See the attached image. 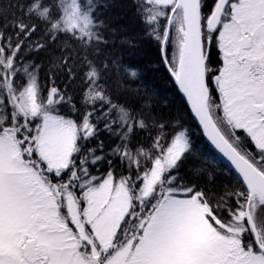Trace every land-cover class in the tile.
<instances>
[{"label": "snow or ice", "instance_id": "obj_1", "mask_svg": "<svg viewBox=\"0 0 264 264\" xmlns=\"http://www.w3.org/2000/svg\"><path fill=\"white\" fill-rule=\"evenodd\" d=\"M101 5L0 7V264H264V0Z\"/></svg>", "mask_w": 264, "mask_h": 264}, {"label": "trees", "instance_id": "obj_2", "mask_svg": "<svg viewBox=\"0 0 264 264\" xmlns=\"http://www.w3.org/2000/svg\"><path fill=\"white\" fill-rule=\"evenodd\" d=\"M11 0H0V7H6ZM109 4L107 9L103 8L101 5V18L108 21L110 27H115L119 29L122 26H129L131 21L130 17L132 15L133 9L131 7H125V5L132 4V0H105ZM3 21L0 19V24ZM134 29L129 28L128 32H118L116 36V44L113 45L114 47L122 50H127V45H122L119 43V40L123 36H132ZM154 56V50L145 48L144 54L140 57V59L145 62V66L148 67V61H151ZM118 82L115 80L113 81V87H117Z\"/></svg>", "mask_w": 264, "mask_h": 264}]
</instances>
